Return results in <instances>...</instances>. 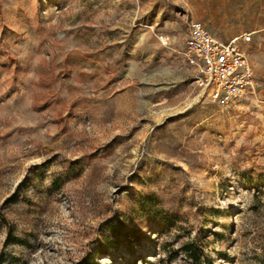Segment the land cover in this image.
I'll use <instances>...</instances> for the list:
<instances>
[{
    "label": "rangeland",
    "instance_id": "1",
    "mask_svg": "<svg viewBox=\"0 0 264 264\" xmlns=\"http://www.w3.org/2000/svg\"><path fill=\"white\" fill-rule=\"evenodd\" d=\"M195 22L253 33L254 94L196 85ZM113 226L154 241L102 254ZM185 242L264 264V0H0V264H194Z\"/></svg>",
    "mask_w": 264,
    "mask_h": 264
},
{
    "label": "built area",
    "instance_id": "2",
    "mask_svg": "<svg viewBox=\"0 0 264 264\" xmlns=\"http://www.w3.org/2000/svg\"><path fill=\"white\" fill-rule=\"evenodd\" d=\"M252 35L223 40L200 22L189 26L181 55L196 85L212 101L228 106L256 92L257 77L247 48ZM159 39L168 44L166 37Z\"/></svg>",
    "mask_w": 264,
    "mask_h": 264
},
{
    "label": "trees",
    "instance_id": "3",
    "mask_svg": "<svg viewBox=\"0 0 264 264\" xmlns=\"http://www.w3.org/2000/svg\"><path fill=\"white\" fill-rule=\"evenodd\" d=\"M157 217L160 221L161 227L167 228V227H172L174 226V221L171 220L168 217H165L162 213L158 212ZM114 231H115V238L113 240H109V242L105 245V247L101 250V253H107L109 247H112L115 250L120 249V247H124L126 249L130 248L131 245L134 243H142L143 240L149 239L151 242H153V238H151L147 234H143L142 232H137L135 228L129 229V228H124V227H118V226H113ZM16 241V240H15ZM11 243H19V242H11ZM165 252L169 253L168 250H165ZM181 253L184 257L190 259L194 264H211L210 262L203 261L201 252L197 249H195V243L194 242H185L181 244ZM142 261L144 262L145 260L142 258ZM136 263V262H133ZM92 264H96L95 260H93ZM147 264H150L147 263Z\"/></svg>",
    "mask_w": 264,
    "mask_h": 264
},
{
    "label": "crops",
    "instance_id": "4",
    "mask_svg": "<svg viewBox=\"0 0 264 264\" xmlns=\"http://www.w3.org/2000/svg\"><path fill=\"white\" fill-rule=\"evenodd\" d=\"M248 33V32H247Z\"/></svg>",
    "mask_w": 264,
    "mask_h": 264
}]
</instances>
